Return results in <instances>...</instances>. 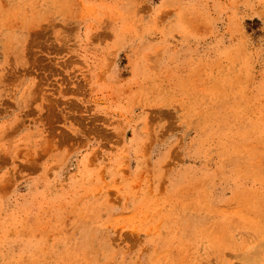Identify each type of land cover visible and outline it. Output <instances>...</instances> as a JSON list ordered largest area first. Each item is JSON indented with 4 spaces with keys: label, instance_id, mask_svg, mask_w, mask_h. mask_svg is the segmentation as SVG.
<instances>
[{
    "label": "rangeland",
    "instance_id": "1",
    "mask_svg": "<svg viewBox=\"0 0 264 264\" xmlns=\"http://www.w3.org/2000/svg\"><path fill=\"white\" fill-rule=\"evenodd\" d=\"M0 264H264V0H0Z\"/></svg>",
    "mask_w": 264,
    "mask_h": 264
},
{
    "label": "bare ground",
    "instance_id": "2",
    "mask_svg": "<svg viewBox=\"0 0 264 264\" xmlns=\"http://www.w3.org/2000/svg\"><path fill=\"white\" fill-rule=\"evenodd\" d=\"M259 242V241H258ZM261 247V246H260ZM251 256V255H250ZM257 259V258H256ZM252 260V259H251ZM249 261V260H248ZM251 263V261H249ZM248 263V262H247Z\"/></svg>",
    "mask_w": 264,
    "mask_h": 264
}]
</instances>
